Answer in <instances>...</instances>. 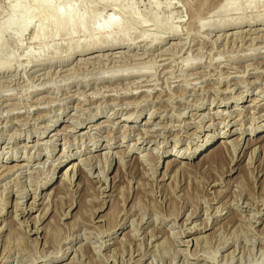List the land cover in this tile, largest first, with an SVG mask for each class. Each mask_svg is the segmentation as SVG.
Returning a JSON list of instances; mask_svg holds the SVG:
<instances>
[{"label":"rangeland","instance_id":"374dc122","mask_svg":"<svg viewBox=\"0 0 264 264\" xmlns=\"http://www.w3.org/2000/svg\"><path fill=\"white\" fill-rule=\"evenodd\" d=\"M78 3L1 39L0 264H264V0Z\"/></svg>","mask_w":264,"mask_h":264},{"label":"bare ground","instance_id":"6f19581e","mask_svg":"<svg viewBox=\"0 0 264 264\" xmlns=\"http://www.w3.org/2000/svg\"><path fill=\"white\" fill-rule=\"evenodd\" d=\"M25 0H19L18 3L14 4L13 5V9H12V12L10 14V16L8 17V19H6L0 26V50H1V47L3 45H5L6 43H3L1 41V39L3 40V34L7 31H9L11 28L13 29L14 27L16 28V33H17V36L21 33V32H25L27 30V28L29 27L30 25V22H31V18L33 17L34 13L32 8L34 7V10L35 8H38L43 6L48 12H49V18H51L54 22V24L58 25V26H62V27H67L69 28L71 31L73 29L76 30V28H81L82 29V25L84 26L86 24V26L84 27H88L87 29H89L90 27V24L92 21H90V17L88 15H86L85 13L83 12H80L79 10V7L81 6L80 3H78V0H74L73 2H70L69 4H67L66 6L64 7H60V6H55L53 3H52V0H35L33 4H35L34 6H30L28 9L26 10H22V7H21V2H23ZM106 1V0H105ZM108 1H117V0H107ZM231 1L232 0H227V3L224 4L223 6H221L222 8H225L226 6H228L229 4H231ZM120 9L118 10V12H116L114 15L115 16H109V17H106L104 20H101L99 25L97 26L96 28V31H95V36H105V35H113L115 33H118L121 31H123V27H122V23H121V18H119V14H122V6H119ZM36 11V10H35ZM34 11V12H35ZM87 13V12H86ZM155 15V14H154ZM137 19H139V17L135 16L133 17V20L136 21ZM138 21V20H137ZM251 22V21H250ZM221 24V23H220ZM219 26V24H218ZM41 27V26H40ZM43 28V27H42ZM41 28V29H42ZM38 29V28H37ZM40 29V31H41ZM86 29V30H87ZM84 30V29H83ZM247 30V29H246ZM85 31V30H84ZM89 32V30H87ZM87 31H86V37L87 36H91L90 34L88 35L87 34ZM91 31V30H90ZM92 31H93V28H92ZM94 32V31H93ZM120 32V33H121ZM40 33V32H39ZM108 33V34H107ZM37 34V32H36ZM92 34V33H91ZM93 35V34H92ZM16 36V34H15ZM206 36V35H205ZM93 37V36H92ZM100 37V38H101ZM107 38V36H106ZM105 38V41L107 40ZM122 38V37H121ZM92 39V38H91ZM125 39V38H124ZM95 40V39H94ZM93 40V41H94ZM102 40H104L102 38ZM119 40V39H118ZM158 40V39H157ZM252 40V39H251ZM90 41V40H89ZM88 41V42H89ZM95 42V41H94ZM100 42V41H99ZM103 42V41H102ZM154 42V41H152ZM93 43V42H92ZM106 43V42H105ZM118 43V42H117ZM134 43V42H133ZM94 44V43H93ZM151 45V44H150ZM91 46V45H90ZM89 46V47H90ZM97 46V45H96ZM104 46V44H103ZM187 48V47H186ZM161 51V50H160ZM233 52V51H232ZM1 54V53H0ZM189 55V54H188ZM134 57V56H133ZM138 57V56H136ZM1 58V57H0ZM188 58V57H187ZM133 59V58H132ZM190 59V58H189ZM188 59V60H189ZM223 64V63H222ZM149 65V64H147ZM225 65V63H224ZM3 67V66H2ZM136 71V70H135ZM131 74V73H130ZM138 74V73H137ZM208 74V73H207ZM120 75V74H119ZM5 76V75H4ZM111 77V76H110ZM106 78V77H105ZM144 85V84H143ZM158 88V87H157ZM171 88V87H170ZM194 89V88H193ZM145 90V89H144ZM216 90V89H215ZM137 91V90H136ZM140 92V91H138ZM125 93V92H124ZM16 106V105H15ZM133 115V114H132ZM130 118V117H129ZM135 119H137L138 117L135 116L134 117ZM128 119V118H127ZM117 123V122H116ZM230 132V131H229ZM147 135V134H146ZM160 135V134H159ZM230 135V134H229ZM229 140V139H228ZM255 140L257 139H249L248 140V144L252 143L253 141L255 142ZM228 141L226 140H223L221 142V144H219V146H222V145H225L227 144ZM257 142V141H256ZM136 145V144H135ZM204 145H201V147H199L198 149L194 150V152L191 153V155L189 154V156H187L188 158L190 159H194L196 157H200L203 155V153L205 152H201L199 154H197L198 152L202 151V149H204ZM248 146V145H247ZM104 147H109V144H106ZM137 147V146H136ZM138 148H141V147H138ZM210 149V148H209ZM208 149V150H209ZM206 150V151H208ZM214 151V150H213ZM109 153V152H108ZM135 154L139 155L138 152H135ZM211 154V153H210ZM149 155V153H148ZM185 155V154H184ZM183 155V156H184ZM209 155V154H208ZM183 156L182 154H180L179 152L177 154H175L174 156H171L173 158L170 159V165L169 166H172L173 164L175 163H180V161L183 159ZM223 156V155H222ZM148 157V156H147ZM185 156V158H187ZM224 157V156H223ZM222 157V158H223ZM140 158V156L138 157ZM141 160V159H140ZM223 160V159H222ZM154 161V160H153ZM144 163V162H143ZM146 163V162H145ZM144 163V164H145ZM77 164V163H75ZM74 163L73 165L71 166L70 168V172L72 173V177L75 175V170H76V166ZM142 164V162L140 163ZM1 165V164H0ZM45 165V164H44ZM191 165V164H190ZM4 166V165H3ZM186 166V165H185ZM184 167V166H183ZM106 168V167H105ZM188 168V167H187ZM19 174V173H18ZM68 179V178H67ZM104 180H107V179H104ZM11 182V181H10ZM34 201V200H33ZM248 205V204H247ZM220 207V206H219ZM34 208V207H33ZM32 210V209H31ZM29 211V210H28ZM27 212V211H26ZM45 213V212H44ZM213 216V215H212ZM243 217V216H242ZM185 223V222H184ZM37 224H35L34 226L38 228V226H36ZM40 227V226H39ZM40 229V228H39ZM39 229H36L35 232L39 231ZM3 230V229H2ZM173 234V232H172ZM201 237V236H200ZM97 254V253H96ZM230 260V259H229ZM232 260V259H231ZM227 263V262H226Z\"/></svg>","mask_w":264,"mask_h":264}]
</instances>
